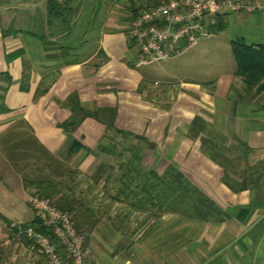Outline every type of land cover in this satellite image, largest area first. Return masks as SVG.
Returning <instances> with one entry per match:
<instances>
[{
    "label": "crops",
    "instance_id": "obj_1",
    "mask_svg": "<svg viewBox=\"0 0 264 264\" xmlns=\"http://www.w3.org/2000/svg\"><path fill=\"white\" fill-rule=\"evenodd\" d=\"M50 1L81 5L70 34L62 36L60 20L50 23ZM241 1L261 9L224 16L213 34L230 32L232 51L236 43L264 45V0ZM138 7V0H0V96L8 110L0 111V191L29 199L37 183L52 182L83 201L98 220L88 264H264V92L249 89L236 69L176 77L168 70L184 53L159 68L139 65L129 38ZM159 74L179 82L164 84ZM130 161L158 176L177 168L221 217L192 220L89 186L103 188L107 169L118 179ZM8 223L0 219V262L51 264L34 246L14 243Z\"/></svg>",
    "mask_w": 264,
    "mask_h": 264
},
{
    "label": "built area",
    "instance_id": "obj_2",
    "mask_svg": "<svg viewBox=\"0 0 264 264\" xmlns=\"http://www.w3.org/2000/svg\"><path fill=\"white\" fill-rule=\"evenodd\" d=\"M257 9L261 7L246 5L241 0H162L143 9L130 22L129 38L139 51V65L160 64L195 48L201 38L214 34L224 16ZM29 204L35 220L47 234L30 223H11L12 241H30L51 264H88L91 249L78 232L74 215L38 195L31 196Z\"/></svg>",
    "mask_w": 264,
    "mask_h": 264
},
{
    "label": "trees",
    "instance_id": "obj_3",
    "mask_svg": "<svg viewBox=\"0 0 264 264\" xmlns=\"http://www.w3.org/2000/svg\"><path fill=\"white\" fill-rule=\"evenodd\" d=\"M80 8L81 5L72 8L70 1L65 3L50 1L48 6L49 21L53 25L54 20H60L63 23L62 36L68 35L73 30L75 22L73 23L72 20ZM143 9H133L131 22ZM217 31H220L219 26L214 29V33ZM36 36L45 42L46 47L50 45L44 35L37 34ZM233 53L237 65L236 75L245 79L249 89L256 88L258 92H264V45L248 46L244 43H236L233 47ZM0 111H8L2 96H0ZM204 145L208 146L207 141H204ZM209 150L214 151L212 148ZM133 158L137 161L139 159L136 153H134ZM134 163L135 161H130L127 165L120 167L121 173L114 190L116 194H134L136 198L139 197V202H147L154 209L158 208L162 212L180 214L192 220L208 222L209 220H219L221 217L220 208L177 168L170 167L163 176H158L155 172H143ZM36 185L39 189L38 196L51 200L58 208L74 215L78 232L84 236L87 245L98 222L94 219L92 211L85 207L83 201L66 195L67 193H64L60 184L41 182ZM10 224L8 223V227ZM30 224L37 231L47 234V230L41 228L37 220ZM24 242L32 246L30 241L24 240Z\"/></svg>",
    "mask_w": 264,
    "mask_h": 264
},
{
    "label": "rangeland",
    "instance_id": "obj_4",
    "mask_svg": "<svg viewBox=\"0 0 264 264\" xmlns=\"http://www.w3.org/2000/svg\"><path fill=\"white\" fill-rule=\"evenodd\" d=\"M158 1L160 0H138L140 6L138 8L145 9L151 7ZM230 38V32H223L218 35L210 34L201 38L199 44L195 48L185 52L179 59L177 58L178 60L176 59L175 61L177 62L176 66L170 68L168 71L174 73L176 77L192 76L197 78L210 77L217 75V73L223 75L230 73L236 69V60L232 51ZM165 63L166 61L161 62L160 64L151 65L150 67L159 68L162 65H166ZM157 77L164 84L169 82L171 85H176L178 84L177 82H179L178 78H165L160 76V74ZM105 169L106 168L104 167L101 171ZM120 173L121 171L117 176H119ZM116 179L117 177L113 176L112 171L107 169L102 175L103 188L101 187V184L100 187L97 188L96 183L89 186L95 191L101 189L105 194H113V191L117 186ZM35 187H37V185ZM64 190L66 189L64 188ZM0 193V219L5 217L12 220L14 223H26L28 220L35 217L33 209L29 204L30 198L28 199V194H4L3 191H0ZM34 195H39V192L34 193L32 196ZM1 233L0 229V236Z\"/></svg>",
    "mask_w": 264,
    "mask_h": 264
},
{
    "label": "bare ground",
    "instance_id": "obj_5",
    "mask_svg": "<svg viewBox=\"0 0 264 264\" xmlns=\"http://www.w3.org/2000/svg\"><path fill=\"white\" fill-rule=\"evenodd\" d=\"M30 243V242H29ZM26 245H28V244H26Z\"/></svg>",
    "mask_w": 264,
    "mask_h": 264
}]
</instances>
